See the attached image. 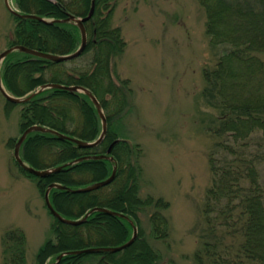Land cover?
<instances>
[{"label":"trees","instance_id":"trees-1","mask_svg":"<svg viewBox=\"0 0 264 264\" xmlns=\"http://www.w3.org/2000/svg\"><path fill=\"white\" fill-rule=\"evenodd\" d=\"M91 1L16 0L20 13L35 14L46 21L11 14L15 25L8 47L23 45L61 55L75 51L80 44L78 26L57 20L70 14L86 16ZM114 1L94 0L93 14L84 22L87 43L77 58L53 62L15 50L3 59L1 77L10 94L28 97L39 90L19 103L21 132L40 125L84 141L99 137L101 121L90 98L83 92L54 87L40 90L49 83L80 85L89 90L98 99L107 122L104 138L94 147H78L52 132L31 131L20 147L23 161L38 169H60L36 177L15 161L16 165L35 180L43 197L49 184L65 186L49 191L53 208L63 217L81 218L93 207L124 215L96 210L79 225L53 217V235L37 250L36 264H45L47 259L51 264H176L161 261L140 227L139 214L151 206V236L165 239L168 223L162 210L169 203L161 197L139 196L143 150L112 126L114 119L118 121L132 110L130 81L114 69L126 46L121 29L111 25ZM197 1L205 15L210 42L223 44L225 49L214 66L203 71L205 100L218 111L208 130L218 139L216 146L221 154L208 155L211 184L203 206L206 225L195 259L198 264H264V188L256 154L247 156L250 141L258 134L264 136V0ZM83 56L87 58L81 66L68 67V62ZM94 155L113 160L95 159ZM83 156L89 158L80 159ZM114 166L115 176L108 185L72 192L106 179ZM128 220L137 226L138 234L125 249L64 254L57 260L58 255L71 250L128 241L133 228ZM25 253L23 231L7 230L2 237V264H24Z\"/></svg>","mask_w":264,"mask_h":264},{"label":"rangeland","instance_id":"rangeland-1","mask_svg":"<svg viewBox=\"0 0 264 264\" xmlns=\"http://www.w3.org/2000/svg\"><path fill=\"white\" fill-rule=\"evenodd\" d=\"M8 2L17 9L16 0ZM14 25L0 0V53L8 48ZM111 25L121 29L126 43L114 69L129 79L132 88L131 112L114 119L112 126L143 150L139 196L161 197L169 203L162 210L168 236H151V206L139 214L143 236L162 262L198 264L195 253L205 233L203 206L211 184L208 155L221 154L218 139L208 130L218 111L205 100L203 71L214 66L225 45L210 42L197 0H115ZM86 58L68 62V67H79ZM2 66L3 61L1 70ZM9 103L0 93V264L2 237L10 229L25 235L24 264H36L37 250L53 235V216L35 180L15 163L21 106ZM250 142L247 156L256 154L264 188V136L258 134Z\"/></svg>","mask_w":264,"mask_h":264},{"label":"water","instance_id":"water-1","mask_svg":"<svg viewBox=\"0 0 264 264\" xmlns=\"http://www.w3.org/2000/svg\"><path fill=\"white\" fill-rule=\"evenodd\" d=\"M4 3H5V6L7 7L8 11H9V13L12 14L13 16H17V17H21V18H36L40 21H46V19L39 17L35 14L20 13L19 10H17L16 8H13L9 4L8 0H4ZM93 11H94V0L91 1L90 10L86 16L76 17V16L70 14L64 19H58L57 20L60 22H72V23L76 24L79 28L80 44H79L78 48L71 53L63 54V55L54 54V53H50V52H43V51H39L36 49H32V48H29V47H26L23 45L10 46L0 53V93L5 98L6 101H8L10 103H14V104L21 103V102L25 101L26 99H28L33 94L37 93L39 90L34 91L28 97H26V96L25 97H16V96L11 95L5 89V87L3 86V82H2L1 62L3 61V59L9 53H11L15 50H20V51L29 53L31 55H35V56H38L41 58L49 59L53 62H66V61H70L72 59L77 58L83 52V50L86 46V43H87V34H86L85 27H84V22L92 16ZM53 87L54 88H60V89H66L69 91H79V92L85 93L90 98V100L92 101V103L94 104V106L97 109L98 115H99L100 120H101V132H100L99 137L96 140L84 141V140H81L77 137H73V136H69V135H65V134H61V133L59 134V133L55 132L54 130H51L49 128H46V127H43L40 125H32V126L26 128L21 133L20 137L17 139V141L14 144L13 157H14V160L16 161V163L19 167H21L23 170L27 171L28 173H30L36 177L47 176L50 173L59 170L60 167H56V168H52V169H38V168H34L32 166L27 165L21 159V157L19 155L21 144L23 143L27 134L30 133L31 131L37 130V131H47V132L55 133L56 135H58L62 139H67V140H70L71 142L76 143L78 145V147H94V146L98 145L102 141V139L104 138L106 131H107L106 117L103 113L101 105H100L98 99L89 90H87L86 88H84L80 85H63V84H58V83L45 84V85L41 86L40 90L45 89V88H53ZM87 158H89V156H83L80 159H87ZM93 158H95V159H97V158H108L110 160H113L111 157H108L106 155H94ZM115 170H116V168L114 166L111 175L109 177H107L106 179L99 180V181L93 182L91 184H88V185H85V186H82V187H79L76 189H72V192H79V193L89 192V191H93V190H96L100 187L108 185L114 179ZM52 187H59V188L65 189V186H61V185H58L56 183H51L48 185V187L44 191V203L46 205V208L51 213V215L54 218H56L57 220H59L60 222H63V223L69 224V225H79L86 220L87 216L91 212L96 211V210H101V211H104V212L109 213V214L124 217V215L121 213L109 211L107 209L100 208V207H93L83 217H81L79 219L65 218L53 208V206L50 202L49 191ZM126 219H128V218H126ZM128 221L133 225V235L131 236V238L128 241H126L120 245H116V246H100V247L92 246V247H86V248H82V249H75V250L69 251L67 253H62V254L58 255L57 260H59L61 258V256H63L64 254H84V253H91V252H116V251H121V250L125 249L126 247H128L129 245L132 244V242L134 241L136 234H137L136 233L137 230H136V227L133 224V222L131 220H128Z\"/></svg>","mask_w":264,"mask_h":264}]
</instances>
